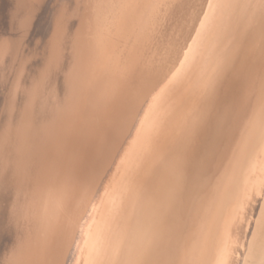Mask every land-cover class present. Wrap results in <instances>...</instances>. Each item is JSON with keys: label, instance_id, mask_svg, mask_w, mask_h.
I'll use <instances>...</instances> for the list:
<instances>
[{"label": "bare ground", "instance_id": "1", "mask_svg": "<svg viewBox=\"0 0 264 264\" xmlns=\"http://www.w3.org/2000/svg\"><path fill=\"white\" fill-rule=\"evenodd\" d=\"M0 264H264V0H0Z\"/></svg>", "mask_w": 264, "mask_h": 264}]
</instances>
